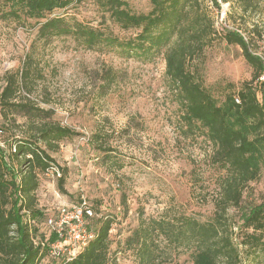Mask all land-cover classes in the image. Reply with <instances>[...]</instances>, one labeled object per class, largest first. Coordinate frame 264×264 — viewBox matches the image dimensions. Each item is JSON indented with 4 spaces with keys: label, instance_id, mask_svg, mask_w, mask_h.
<instances>
[{
    "label": "rangeland",
    "instance_id": "374dc122",
    "mask_svg": "<svg viewBox=\"0 0 264 264\" xmlns=\"http://www.w3.org/2000/svg\"><path fill=\"white\" fill-rule=\"evenodd\" d=\"M126 1L137 14L152 9L150 0ZM202 1L217 36L198 58L199 74L221 104L227 95L237 94L253 75L241 48L228 44L223 35L237 31L249 42L251 39V50L264 59V0L248 12L240 1L224 4L218 0L220 8L212 0ZM56 16L113 32L121 39L137 33L134 29L122 30L92 0L73 3L48 15ZM40 23L27 18L18 21L0 10V94L6 76L20 71L32 56L33 85L22 87L16 101L30 99L49 114L42 123H58L75 133L61 141L55 151L49 150L62 170L66 193L59 190L58 180L41 178L39 207L53 214L61 206L85 198L99 215L115 219L110 240L117 264H139L124 242L139 225L140 217L186 215L208 221L214 216L224 171L212 158L214 147L205 131L195 128L187 132L176 91L166 74L167 48L148 61L128 58L116 48L88 50L71 37L45 42L38 38ZM256 27L262 37L254 33ZM258 89L264 99V85ZM30 125L19 115L6 121L0 112V126L5 130L3 145L9 147L16 139L28 137ZM38 145L46 148L43 143ZM102 148L112 151L106 155ZM243 199L240 209L229 212L235 243L240 240L241 215L264 199V166L261 177L246 187ZM160 246L169 249L165 242ZM58 263L45 257L38 264ZM191 263L189 251L159 264ZM245 264H264V255Z\"/></svg>",
    "mask_w": 264,
    "mask_h": 264
},
{
    "label": "trees",
    "instance_id": "16d2710c",
    "mask_svg": "<svg viewBox=\"0 0 264 264\" xmlns=\"http://www.w3.org/2000/svg\"><path fill=\"white\" fill-rule=\"evenodd\" d=\"M84 1L87 0H0V10L4 16L18 21L41 20L37 34L45 42L71 37L88 50L116 48L128 58L148 61L167 48L166 74L176 91L187 132L192 133L195 128L205 131L214 147L212 158L224 171L211 219L141 216L139 225L124 242L126 248L135 253L139 264H159L189 251L191 264H245L250 259L259 260L264 255V199L241 215L237 243L229 225L230 210L241 208L246 187L261 177L264 166V108L258 97V88L264 85V59L251 50V39L249 42L237 31H226L223 35L228 44L241 48L253 75L237 94L227 95L219 104L199 74L198 58L217 36L214 21L202 0H150L152 9L141 14L132 12L126 0H92L122 30L137 31L135 36L125 39L76 19L48 17L56 10ZM212 1L220 8L218 0ZM233 1H240L248 12L261 0H222L224 4ZM253 30L262 37L257 27ZM32 61L29 56L20 71L6 76V86L0 94L3 119L8 121L10 116L19 115L31 124L29 136L16 139L9 147L3 145L5 130L0 126V264H38L45 257L58 260V264H117L110 240L115 219L99 215L94 208L95 217L89 222L94 238L89 245L70 260L50 255L49 246L56 236L46 221L56 212L48 214L39 207L37 193L40 179L48 178L46 174L53 167L60 169L61 177L55 180L59 190L66 193L62 170L49 150L55 151L61 141L75 133L58 123H42L49 114L30 99L16 101L22 87L33 85ZM37 120L41 123L36 124ZM101 150L106 155L112 151ZM162 242L169 249L161 248Z\"/></svg>",
    "mask_w": 264,
    "mask_h": 264
},
{
    "label": "built area",
    "instance_id": "2783aa9c",
    "mask_svg": "<svg viewBox=\"0 0 264 264\" xmlns=\"http://www.w3.org/2000/svg\"><path fill=\"white\" fill-rule=\"evenodd\" d=\"M258 97L264 108V99L260 95ZM236 103H240L238 98ZM46 176L55 180L61 177V171L53 167ZM94 217L93 207L85 198L76 204L61 206L54 215L49 216L46 226L56 236L55 242L49 246L50 255L70 260L87 247L94 238V232L89 229L90 219Z\"/></svg>",
    "mask_w": 264,
    "mask_h": 264
}]
</instances>
